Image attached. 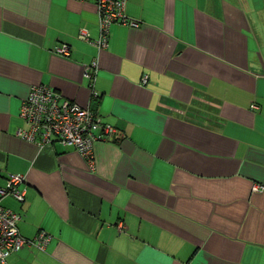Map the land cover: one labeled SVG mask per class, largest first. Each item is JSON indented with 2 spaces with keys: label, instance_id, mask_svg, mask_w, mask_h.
<instances>
[{
  "label": "crops",
  "instance_id": "1",
  "mask_svg": "<svg viewBox=\"0 0 264 264\" xmlns=\"http://www.w3.org/2000/svg\"><path fill=\"white\" fill-rule=\"evenodd\" d=\"M126 15L139 27L101 48L92 0H0V187L23 175L26 192L1 204L22 237L51 239L4 264H264V0H126ZM39 85L121 134L93 168L16 135Z\"/></svg>",
  "mask_w": 264,
  "mask_h": 264
},
{
  "label": "built area",
  "instance_id": "2",
  "mask_svg": "<svg viewBox=\"0 0 264 264\" xmlns=\"http://www.w3.org/2000/svg\"><path fill=\"white\" fill-rule=\"evenodd\" d=\"M92 1L95 3L100 17L101 37L97 44L101 48L108 46L109 33L114 24L139 27L137 22L129 20L126 15V0ZM80 38L84 41H92L90 35L85 31L81 32ZM57 53L69 56L70 48L64 46L59 48ZM97 73V62L94 61L86 69V75L91 80V88H93ZM91 93V98L96 100L98 94L94 91ZM20 117L28 127L17 130L16 135L19 138L39 146L60 142L64 146L77 150L92 168L96 162L95 145L98 142L112 141L121 137L119 131L113 126L105 124L91 107H81L47 85L32 88L27 99L23 102ZM24 182L25 176L12 175L8 178L6 187H0L1 264H4L12 253L18 252L26 246H35L44 250L51 240L44 232H41L33 240L22 237L19 231L22 215L4 208L1 204V200L7 196L23 203L26 199V192L20 187ZM253 189L256 192L264 191V186L255 185Z\"/></svg>",
  "mask_w": 264,
  "mask_h": 264
}]
</instances>
